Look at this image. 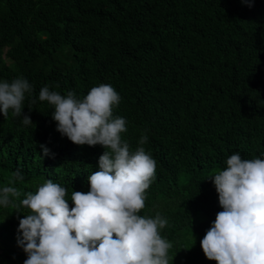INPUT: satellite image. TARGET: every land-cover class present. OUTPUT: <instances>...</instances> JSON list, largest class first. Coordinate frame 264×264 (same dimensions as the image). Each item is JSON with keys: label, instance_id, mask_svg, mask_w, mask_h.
Here are the masks:
<instances>
[{"label": "trees", "instance_id": "trees-1", "mask_svg": "<svg viewBox=\"0 0 264 264\" xmlns=\"http://www.w3.org/2000/svg\"><path fill=\"white\" fill-rule=\"evenodd\" d=\"M62 51L69 63L35 65ZM17 77L33 85L23 109L33 123L0 114V188L20 169L22 193L51 179L74 206L72 191L89 190L105 149L62 137L39 91L83 98L109 84L121 97L113 116L127 122L121 138L135 151L146 135L142 146L156 161L138 215L167 219L158 231L172 244L169 264H218L201 247L223 210L206 177L237 152L264 159V0H0V82ZM41 144L54 155L43 156ZM17 215L0 207V264L27 259Z\"/></svg>", "mask_w": 264, "mask_h": 264}, {"label": "clouds", "instance_id": "clouds-1", "mask_svg": "<svg viewBox=\"0 0 264 264\" xmlns=\"http://www.w3.org/2000/svg\"><path fill=\"white\" fill-rule=\"evenodd\" d=\"M242 2L251 7L253 0ZM32 91L24 77L0 82V114L7 118L11 110L14 117L23 118V125H31L23 109L26 93ZM38 100L53 109L51 118L62 137L81 146L99 144L105 151L98 159L99 170L87 177L89 190L72 191L71 208L67 189L51 179L35 192L22 193L14 186L24 179L20 169L0 188V207L11 206L18 214L17 243L27 254L24 264H169L172 244L158 231L167 226V219L160 213L138 215L145 207L156 161L142 146L146 135L140 136L141 146L135 151L121 138L126 119L113 116L119 93L100 84L80 98L75 91L61 95L45 85ZM34 103L36 98L30 101ZM40 148L43 156L54 155L46 145ZM206 178L223 209L201 240L206 258L218 264H264V159L244 160L237 152L226 159L222 171ZM21 209L28 210L23 218Z\"/></svg>", "mask_w": 264, "mask_h": 264}, {"label": "rangeland", "instance_id": "rangeland-1", "mask_svg": "<svg viewBox=\"0 0 264 264\" xmlns=\"http://www.w3.org/2000/svg\"><path fill=\"white\" fill-rule=\"evenodd\" d=\"M53 61H59L60 63L67 64L70 62V55L66 51L58 52L53 57H45L42 59H39L35 62V65L44 69L48 70L51 67V64Z\"/></svg>", "mask_w": 264, "mask_h": 264}]
</instances>
